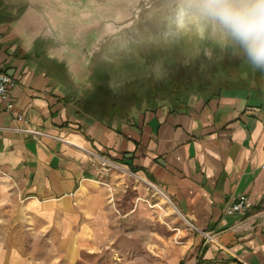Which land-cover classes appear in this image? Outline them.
Masks as SVG:
<instances>
[{"label": "crops", "instance_id": "crops-1", "mask_svg": "<svg viewBox=\"0 0 264 264\" xmlns=\"http://www.w3.org/2000/svg\"><path fill=\"white\" fill-rule=\"evenodd\" d=\"M9 4L0 3V66L14 81L13 110L0 100V264H38L49 260L42 248L94 244L110 217L99 156L152 179L212 234L210 264H264V101L240 91L135 120L88 118L53 67L26 54L30 26ZM242 197L249 214L225 216Z\"/></svg>", "mask_w": 264, "mask_h": 264}, {"label": "rangeland", "instance_id": "rangeland-1", "mask_svg": "<svg viewBox=\"0 0 264 264\" xmlns=\"http://www.w3.org/2000/svg\"><path fill=\"white\" fill-rule=\"evenodd\" d=\"M182 1L154 0L153 8L166 9ZM8 2L14 9L11 16L22 10V17L15 18L30 26L24 48L32 49L26 54H38L53 67L69 92L72 108L88 118L107 123L135 120L148 112L182 109L234 91H252L264 101V70L250 64L226 31L210 39L209 26L204 38L192 35L168 43L158 39L155 28L141 26L149 14L146 0ZM121 28L138 33L140 43L121 59L96 63L102 46ZM103 157L99 159L107 170L110 212L104 228L92 236L94 244L83 245L78 252L61 251L58 246L65 245L60 244L53 251L42 248L49 260L38 264H210L206 256L213 235L191 224L152 179ZM137 176L150 184H142ZM247 201L243 216L250 212ZM235 204L224 210L225 216ZM200 234L204 237L196 244Z\"/></svg>", "mask_w": 264, "mask_h": 264}, {"label": "water", "instance_id": "water-1", "mask_svg": "<svg viewBox=\"0 0 264 264\" xmlns=\"http://www.w3.org/2000/svg\"><path fill=\"white\" fill-rule=\"evenodd\" d=\"M155 4L154 0H146L145 6L149 14L141 26H145L148 30L152 27L155 28L158 31V39L174 43L192 35L204 38L209 26L210 39L217 35L222 36L224 32L216 21L200 11V0H183L157 11L153 8V6L156 7ZM181 17L184 18L183 23L180 22ZM138 36V33L121 28L120 32L107 39L99 55L95 58V62L109 63L116 58H123L125 51L132 50L136 44L140 43Z\"/></svg>", "mask_w": 264, "mask_h": 264}, {"label": "clouds", "instance_id": "clouds-1", "mask_svg": "<svg viewBox=\"0 0 264 264\" xmlns=\"http://www.w3.org/2000/svg\"><path fill=\"white\" fill-rule=\"evenodd\" d=\"M200 11L233 38L254 68L264 70V0H200Z\"/></svg>", "mask_w": 264, "mask_h": 264}, {"label": "built area", "instance_id": "built-area-1", "mask_svg": "<svg viewBox=\"0 0 264 264\" xmlns=\"http://www.w3.org/2000/svg\"><path fill=\"white\" fill-rule=\"evenodd\" d=\"M13 85V78L5 74L2 71V67L0 66V100L5 101L7 103L8 112H11L14 108L13 103L9 98V90ZM19 120H23L22 116H19ZM247 200L248 199L246 197H242L240 201L234 206L230 207L225 214L228 216H233L236 214L245 215L249 209V203Z\"/></svg>", "mask_w": 264, "mask_h": 264}, {"label": "bare ground", "instance_id": "bare-ground-1", "mask_svg": "<svg viewBox=\"0 0 264 264\" xmlns=\"http://www.w3.org/2000/svg\"><path fill=\"white\" fill-rule=\"evenodd\" d=\"M188 11L191 13L190 10H188ZM183 21H184V18L181 17V18H180V22L183 23ZM137 179H138V181L141 182L142 184H146V185H149V184H150L146 179H144V178L141 177V176H137Z\"/></svg>", "mask_w": 264, "mask_h": 264}, {"label": "flooded vegetation", "instance_id": "flooded-vegetation-1", "mask_svg": "<svg viewBox=\"0 0 264 264\" xmlns=\"http://www.w3.org/2000/svg\"><path fill=\"white\" fill-rule=\"evenodd\" d=\"M22 15H23V13H22V10H21V11H19L18 14H17L18 17H17V16H16V17L19 19L20 17H22ZM8 17H9V16H8Z\"/></svg>", "mask_w": 264, "mask_h": 264}, {"label": "trees", "instance_id": "trees-1", "mask_svg": "<svg viewBox=\"0 0 264 264\" xmlns=\"http://www.w3.org/2000/svg\"><path fill=\"white\" fill-rule=\"evenodd\" d=\"M232 91H234V90H232ZM238 91H240V90H238ZM235 92V91H234ZM237 92V91H236Z\"/></svg>", "mask_w": 264, "mask_h": 264}]
</instances>
